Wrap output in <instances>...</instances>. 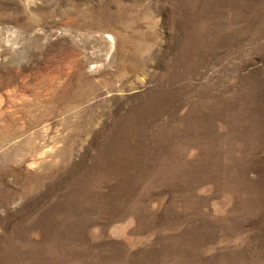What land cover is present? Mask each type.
<instances>
[{
	"label": "rangeland",
	"instance_id": "rangeland-1",
	"mask_svg": "<svg viewBox=\"0 0 264 264\" xmlns=\"http://www.w3.org/2000/svg\"><path fill=\"white\" fill-rule=\"evenodd\" d=\"M0 264H264V0H0Z\"/></svg>",
	"mask_w": 264,
	"mask_h": 264
}]
</instances>
